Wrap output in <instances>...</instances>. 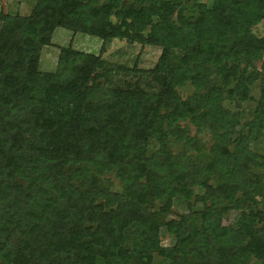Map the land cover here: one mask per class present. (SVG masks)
I'll use <instances>...</instances> for the list:
<instances>
[{
	"label": "trees",
	"instance_id": "trees-1",
	"mask_svg": "<svg viewBox=\"0 0 264 264\" xmlns=\"http://www.w3.org/2000/svg\"><path fill=\"white\" fill-rule=\"evenodd\" d=\"M119 1L0 11V264H264V165L250 148L264 136V34L249 33L264 0H191L189 17L186 0ZM57 27L100 39V50L122 37L160 52L136 71L61 47L55 69L40 71ZM119 71L154 89L111 82ZM255 82L247 119L238 102Z\"/></svg>",
	"mask_w": 264,
	"mask_h": 264
},
{
	"label": "rangeland",
	"instance_id": "rangeland-1",
	"mask_svg": "<svg viewBox=\"0 0 264 264\" xmlns=\"http://www.w3.org/2000/svg\"><path fill=\"white\" fill-rule=\"evenodd\" d=\"M101 2L102 0H98ZM207 5L210 0H201ZM123 6L127 7L131 0H120ZM34 4V0H0V11L3 13H18L19 15H27ZM196 10L192 5L191 0L184 1L183 14L185 17L196 15ZM111 21H116L113 16L110 17ZM174 21V20H173ZM144 33L146 30L143 31ZM251 36H262L264 34V20H261L257 24L250 28ZM101 40L85 35L79 32H71L63 28H55L50 37V45L42 46L38 54V69L40 71H52L56 67V61L59 54V49L61 47L80 50L87 53H92L94 55H99V57L106 62L107 68L115 67H125L134 68L136 71L142 69H150L160 52V48L148 44H142L136 41H128L122 37H114L109 39L103 44V48L100 50ZM251 72V68H248ZM130 71L126 74L119 71L117 75L111 77V82L116 84H130L138 85L146 90H153L154 83L150 80L147 75H142V73ZM102 81L103 79L100 78ZM215 80V79H213ZM147 83H150L149 85ZM192 86L189 83L184 84L180 88H176V93L179 97H186L191 94ZM250 100H245L238 102L240 109L243 110L242 115L244 118H249V111L253 108L255 100L258 97V89L256 87V82L253 86L249 87ZM223 107L229 110H238L237 106L233 101L224 99L222 101ZM177 126L187 133L188 136L192 137L194 140H198L203 147L210 143V133L207 130L196 131L194 127L187 121H178ZM179 144H172L173 149H177ZM250 148L258 155L263 158L261 162L264 165V136L261 139L255 140L250 143ZM204 149V148H203ZM205 150V149H204ZM210 155L205 153L203 150L199 154L198 159L204 160L209 158ZM260 158H258L259 160ZM255 172L263 175L262 168H255ZM107 176L114 186L117 187V180L113 178V175L107 173ZM264 179V178H263ZM264 191L261 196L256 197L257 200L262 201L264 199ZM173 210L176 212L183 211V207L177 199L173 201ZM236 213L229 211L224 216L223 224H232L235 220Z\"/></svg>",
	"mask_w": 264,
	"mask_h": 264
}]
</instances>
